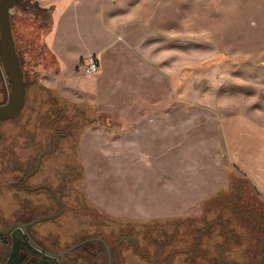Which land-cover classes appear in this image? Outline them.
Returning <instances> with one entry per match:
<instances>
[{"label":"rangeland","instance_id":"374dc122","mask_svg":"<svg viewBox=\"0 0 264 264\" xmlns=\"http://www.w3.org/2000/svg\"><path fill=\"white\" fill-rule=\"evenodd\" d=\"M59 3L53 8L68 4L57 13L54 33L64 73L46 42L54 9L43 12L38 0H24L11 8L10 19L23 71L64 97L66 116L58 125L66 134L54 139L57 151L45 165L66 182L61 218L66 229L140 230V247L152 259H140L141 264H184L187 249L195 246L206 249L207 257L198 254L192 264H258L264 250V194L252 176L264 187V0ZM108 38L111 43L97 55L98 72H83V60L75 67L78 56ZM34 94L28 89L15 131L17 151L32 152L35 160L39 144L26 146L25 140L40 134L43 108L48 139L61 110L51 92H45L47 107L34 102ZM97 159L107 171L98 188L110 190V199L140 207L154 201L147 207L176 213L127 219L129 226H121L126 218L106 214L88 198ZM126 163L129 173L119 175ZM231 181L243 196L235 197ZM179 182L192 187L190 197L176 189ZM223 199L243 209L227 208ZM184 201L189 205L182 206ZM221 222L233 231L227 248L223 243L232 236ZM157 249L163 250L161 260L154 262Z\"/></svg>","mask_w":264,"mask_h":264},{"label":"flooded vegetation","instance_id":"af4514ba","mask_svg":"<svg viewBox=\"0 0 264 264\" xmlns=\"http://www.w3.org/2000/svg\"><path fill=\"white\" fill-rule=\"evenodd\" d=\"M18 55L26 83L22 110L26 107L28 89L32 88L35 90L34 102L41 107L49 102L45 92H51V98L57 99L61 115L51 121L53 133L47 139L46 108L40 112L37 124L40 134L34 137L30 133L25 140L26 146L39 144L40 152L35 160L32 152L26 156L17 151L15 119L22 110L14 117L0 119V264H141L140 259L151 261V255L140 247V230L122 229L113 233L111 229L101 228L97 233H87L80 229H66L61 221L66 209V182L63 175L45 165L47 156L57 151L54 139L58 141L66 134L64 126L58 125L66 116L64 97L58 88L47 86L38 78H30L23 71V56ZM11 95V78L0 49V104L8 102ZM60 205L62 213L46 218L58 212ZM52 206L56 207L53 211ZM123 222L121 226H129L130 221L124 219ZM193 249L196 252L192 255ZM187 250L189 257L184 264L194 263L198 254L204 259L207 257L204 248L200 252L196 246ZM161 251L156 250L154 262L161 260ZM174 254L168 261H172Z\"/></svg>","mask_w":264,"mask_h":264},{"label":"crops","instance_id":"0c3cea01","mask_svg":"<svg viewBox=\"0 0 264 264\" xmlns=\"http://www.w3.org/2000/svg\"><path fill=\"white\" fill-rule=\"evenodd\" d=\"M38 1L40 2L41 7L49 8V7H53L52 4H55V3L60 4L59 2L63 1V0H48V1L38 0ZM67 5L68 4L63 3V5L61 4L57 8H55V9L53 8L54 9L53 10L54 22H53V26H52L51 31L46 36L47 47L50 50V52L52 53V55L56 58L57 62L60 65V70L63 73H64L63 62H62L61 56H60V52H61L62 47H61V43H59V41H57V38L54 36V33L56 32L55 20L57 17V13L62 11V9H64V7ZM108 8L110 9V7H108ZM110 43H111V41L109 39L105 43H103L100 47H98L94 50H91V52H89V54L78 56L76 58V64H75L76 66L75 67H77L79 65V62L81 60L84 61V59L87 58L89 55H96L97 56L98 54H101ZM86 55H88V56H86ZM81 69L83 70L82 67H81ZM83 72H84V70H83ZM148 147L149 146H147L145 148L147 151H150V149ZM149 154L152 157V159L156 160L155 157L153 158V155L151 154V152H149ZM99 163H100L99 159L95 160L94 167L91 168L92 170L89 174V177H88L89 180L87 182L88 198H89L91 204L94 205L95 207L102 209L103 211L106 212V214H108L110 216H120V217H124L126 219H133L136 221H144V220H149V219L154 218V217H160V216H166V215L168 216V215H173L176 213V212H173V210H167V209L166 210L164 209L162 211H155L154 206L147 207L148 205H154L155 204L154 201L144 203V207L141 206V207H143V208H141L139 203H134V202L130 203L128 201H119V200L116 201V200L110 199V193H111L110 190H107V189L99 190V188H98V182H99L102 174H104L105 172L107 173V171L100 169V167L98 166ZM128 166H130V165H127V163H126V164L121 166L122 169L117 168L119 170L118 171L119 175L125 174L127 172L129 173L130 169L127 168ZM176 178H178V177L176 176ZM252 180L255 182L258 190L264 194V187L258 183V181L254 178V176H252ZM177 181H178V179H177ZM119 182H121L120 179H118V183ZM179 183H181V182H179ZM175 187L179 192L181 191L182 194L185 192L189 193V197H190V192L193 191L192 187H191V189H189V186H187V184L185 186V185H182V183H181L180 186L176 185ZM197 197H196V200L198 201V203L201 202L200 201L201 197H198V198ZM189 200H190V198H189ZM191 200H192V198H191ZM167 203L162 202V203H158V204L168 205ZM182 203H183V204H181L182 206L189 205V201L187 203H185V201ZM177 212H181V211H177Z\"/></svg>","mask_w":264,"mask_h":264},{"label":"water","instance_id":"95a60500","mask_svg":"<svg viewBox=\"0 0 264 264\" xmlns=\"http://www.w3.org/2000/svg\"><path fill=\"white\" fill-rule=\"evenodd\" d=\"M19 0H0V49L4 56L5 64L12 83V95L8 102L0 104V119L11 118L17 115L23 108L25 102V81L19 55L15 47L10 19V10ZM62 205L55 214L46 216L52 218L62 213ZM264 255V253H263ZM258 264H261L262 257Z\"/></svg>","mask_w":264,"mask_h":264},{"label":"trees","instance_id":"16d2710c","mask_svg":"<svg viewBox=\"0 0 264 264\" xmlns=\"http://www.w3.org/2000/svg\"><path fill=\"white\" fill-rule=\"evenodd\" d=\"M40 9L43 11V12H51L52 10H53V7H49V8H46V7H40ZM50 17H51V15H50ZM48 32L47 33H49L50 31H51V28L50 29H48L47 30ZM232 182V186H231V192L235 195V197H240L241 195L243 196V194H241V193H239L238 192V189H237V186L235 185V183H234V181H231ZM220 196H221V194H220ZM237 197V198H238ZM222 204H223V206H225V207H232V209L233 210H240V209H243V205H241V206H239V207H235V204L234 205H232L231 203H229L228 202V200H226V199H223V201H222ZM222 224H223V227H224V229H225V231L227 232V233H229V234H231V240L230 241H228V243H223V247L224 246H226V244H228L227 246H226V248L229 246V244H231L232 242H233V240H234V236H233V231H232V229H231V226L229 227V225L227 224V222L225 223V222H221ZM262 239H260V243H261V247H262V249H264V236H262L261 237ZM263 253H264V250H262V252H261V254H260V257L263 255ZM262 261L264 262V255H263V257H262ZM229 262H231V261H229ZM233 263V262H232ZM237 264V263H236Z\"/></svg>","mask_w":264,"mask_h":264},{"label":"built area","instance_id":"2783aa9c","mask_svg":"<svg viewBox=\"0 0 264 264\" xmlns=\"http://www.w3.org/2000/svg\"><path fill=\"white\" fill-rule=\"evenodd\" d=\"M99 58L96 55H90L84 59L82 68L85 73L92 75L98 72L100 68Z\"/></svg>","mask_w":264,"mask_h":264},{"label":"bare ground","instance_id":"6f19581e","mask_svg":"<svg viewBox=\"0 0 264 264\" xmlns=\"http://www.w3.org/2000/svg\"><path fill=\"white\" fill-rule=\"evenodd\" d=\"M137 193V192H136Z\"/></svg>","mask_w":264,"mask_h":264}]
</instances>
